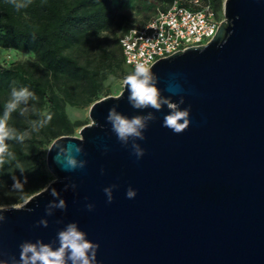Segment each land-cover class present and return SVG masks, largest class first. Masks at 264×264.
I'll use <instances>...</instances> for the list:
<instances>
[{
	"label": "water",
	"instance_id": "water-1",
	"mask_svg": "<svg viewBox=\"0 0 264 264\" xmlns=\"http://www.w3.org/2000/svg\"><path fill=\"white\" fill-rule=\"evenodd\" d=\"M223 8L225 20L208 43L151 66L161 95L190 107L189 127L180 134L163 127V105L134 109L125 84L95 101L79 136L50 145L46 163L54 178L23 202L1 205L9 210L0 222V260H18L24 241H56L75 222L99 245L97 264H264V0H224ZM170 82L183 91L168 92ZM113 106L129 118L156 117L145 139L135 141L143 157L111 131ZM69 143L81 146L83 169L63 171L53 160ZM113 184L108 203L103 189ZM129 187L134 199L126 197ZM61 199L66 209L47 215L46 206Z\"/></svg>",
	"mask_w": 264,
	"mask_h": 264
},
{
	"label": "trees",
	"instance_id": "trees-1",
	"mask_svg": "<svg viewBox=\"0 0 264 264\" xmlns=\"http://www.w3.org/2000/svg\"><path fill=\"white\" fill-rule=\"evenodd\" d=\"M165 1L163 8L174 0ZM212 3L217 11L222 0ZM117 18L113 0H32L20 11L9 0H0V48L34 54L27 63L0 62V116L13 86L27 87L37 97L26 105L25 115L14 112L8 120L9 127L29 131L30 138L23 143L6 141L16 159L0 167V206L23 202L54 178L44 158L45 146L88 123L73 119L67 103L77 104L74 93L89 96L82 106L97 100L107 74H117L125 64L119 37L117 47L108 37L99 38ZM41 112L50 113L52 120L39 132H32L31 121L40 119ZM14 178L22 184V191L13 189Z\"/></svg>",
	"mask_w": 264,
	"mask_h": 264
},
{
	"label": "clouds",
	"instance_id": "clouds-1",
	"mask_svg": "<svg viewBox=\"0 0 264 264\" xmlns=\"http://www.w3.org/2000/svg\"><path fill=\"white\" fill-rule=\"evenodd\" d=\"M9 3L17 10L25 9L30 6L32 0H9ZM158 77L153 73L152 68L145 63H137L132 74L124 79V84L128 89V102L137 110L153 109L160 111L163 106L169 110L163 117V127L170 129L176 134L183 133L190 124V107L181 108L176 103H172L170 99L164 98L161 95V90L156 86ZM167 91L173 95H177L183 91L179 84L170 82ZM37 100L35 93L27 87L17 88L13 86L10 92V98L4 104L3 115L0 116V167L6 163H10L16 159L15 154L9 150V145L6 141L15 140L23 143L30 138L29 131L19 132L15 128L9 127L8 120L12 113L19 112L21 116L28 111L26 105L30 101ZM179 105L184 104V99L181 96ZM116 106L109 109L106 121L111 125V131L116 135L122 145L128 146L131 140V149L137 159L143 157L144 149L137 140H144V131L147 129L149 122L154 121L156 117L152 112L146 115H135L129 118L128 116L119 113ZM33 112H36L35 105L32 106ZM40 119L31 121V131L39 132L51 120L50 113H39ZM95 127H99L96 121L93 122ZM107 151V148L105 149ZM82 148L80 145L69 143L66 146L62 145L57 148L56 155L53 160L61 167L63 171H74L77 168L85 167L84 161H77V157L81 154ZM19 168V165H17ZM23 172V170H21ZM24 183H27L25 177ZM117 185L113 184L103 189L107 202L113 200V190ZM13 189L22 191V184L14 178ZM136 191L129 187L126 191L128 199H134ZM51 195L57 197L58 193L52 189ZM91 211L94 207L92 204L86 205ZM66 209L64 200H59L58 203L50 202L46 206V214L52 215V209ZM8 206H0V222H3L6 217L2 214L8 211ZM32 211V209H28ZM39 225L48 226L47 220H40ZM58 241V247H53V244ZM56 241L52 243H44L42 240L35 242L24 241L19 245V259L12 257L10 261L0 260V264H97L96 255L99 245L87 239V234L80 230L77 223H68L62 230H59L56 236Z\"/></svg>",
	"mask_w": 264,
	"mask_h": 264
},
{
	"label": "built area",
	"instance_id": "built-area-1",
	"mask_svg": "<svg viewBox=\"0 0 264 264\" xmlns=\"http://www.w3.org/2000/svg\"><path fill=\"white\" fill-rule=\"evenodd\" d=\"M220 23L212 0H174L166 8L158 6L150 18L119 35L124 62L132 72L137 63L151 67L179 50L205 45Z\"/></svg>",
	"mask_w": 264,
	"mask_h": 264
},
{
	"label": "rangeland",
	"instance_id": "rangeland-1",
	"mask_svg": "<svg viewBox=\"0 0 264 264\" xmlns=\"http://www.w3.org/2000/svg\"><path fill=\"white\" fill-rule=\"evenodd\" d=\"M113 4L116 7L118 14L117 21L107 30L101 32L99 38L101 40L106 37L109 38V42L112 46H118L116 39L122 33L124 28L138 24L150 18L158 6L166 5L165 0H113ZM224 0L222 4L217 8V14L221 21L225 20ZM34 59V54L31 51H20L17 49L0 48V62L8 64L12 61L30 62ZM130 67L122 64L121 69L117 74L108 73L104 80V90L99 95L98 99L108 95H117L121 92L124 86V79L128 76ZM74 100L77 104L67 103L68 111L73 119H82L90 122L89 111L91 105L97 101H93L88 105L82 106L81 102L88 100L89 96L79 93H74ZM82 126L77 127L74 136L80 135V129ZM51 144L45 146L44 158L47 159L48 149Z\"/></svg>",
	"mask_w": 264,
	"mask_h": 264
}]
</instances>
